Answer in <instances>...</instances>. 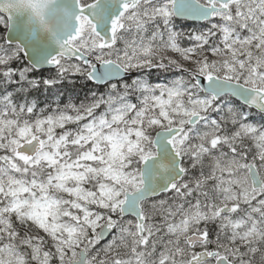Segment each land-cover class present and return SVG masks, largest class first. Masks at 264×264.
I'll list each match as a JSON object with an SVG mask.
<instances>
[{"label":"snow or ice","instance_id":"6c2138e0","mask_svg":"<svg viewBox=\"0 0 264 264\" xmlns=\"http://www.w3.org/2000/svg\"><path fill=\"white\" fill-rule=\"evenodd\" d=\"M0 264H264V0H0Z\"/></svg>","mask_w":264,"mask_h":264},{"label":"trees","instance_id":"16d2710c","mask_svg":"<svg viewBox=\"0 0 264 264\" xmlns=\"http://www.w3.org/2000/svg\"><path fill=\"white\" fill-rule=\"evenodd\" d=\"M198 25H189L188 23H185V22H181L180 24H178V27L181 29V30H191L195 27H197ZM91 87V86H89ZM88 91V88L87 87H84V88H80V89H77V92L79 93V96L80 98L82 99L84 94Z\"/></svg>","mask_w":264,"mask_h":264},{"label":"water","instance_id":"95a60500","mask_svg":"<svg viewBox=\"0 0 264 264\" xmlns=\"http://www.w3.org/2000/svg\"><path fill=\"white\" fill-rule=\"evenodd\" d=\"M184 22L197 24V22H194V21H184Z\"/></svg>","mask_w":264,"mask_h":264},{"label":"flooded vegetation","instance_id":"af4514ba","mask_svg":"<svg viewBox=\"0 0 264 264\" xmlns=\"http://www.w3.org/2000/svg\"><path fill=\"white\" fill-rule=\"evenodd\" d=\"M189 25H195V24H192V23H191V24H189Z\"/></svg>","mask_w":264,"mask_h":264},{"label":"rangeland","instance_id":"374dc122","mask_svg":"<svg viewBox=\"0 0 264 264\" xmlns=\"http://www.w3.org/2000/svg\"><path fill=\"white\" fill-rule=\"evenodd\" d=\"M179 28V27H178Z\"/></svg>","mask_w":264,"mask_h":264}]
</instances>
